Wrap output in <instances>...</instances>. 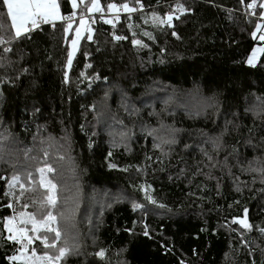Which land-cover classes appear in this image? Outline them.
<instances>
[{"label": "trees", "instance_id": "trees-1", "mask_svg": "<svg viewBox=\"0 0 264 264\" xmlns=\"http://www.w3.org/2000/svg\"><path fill=\"white\" fill-rule=\"evenodd\" d=\"M263 1L99 0L92 39L82 34L69 66L83 5L67 34L61 20L16 38L0 0V264H14L18 248L6 219L41 214L45 165L73 168L111 203L93 222L94 245L58 264H264V164L254 159L264 160V53L247 64L264 47L251 35L264 28ZM57 3L71 13L69 0ZM109 3L137 10L110 15ZM170 12L171 28L153 23ZM38 242V252L55 250Z\"/></svg>", "mask_w": 264, "mask_h": 264}, {"label": "snow or ice", "instance_id": "snow-or-ice-1", "mask_svg": "<svg viewBox=\"0 0 264 264\" xmlns=\"http://www.w3.org/2000/svg\"><path fill=\"white\" fill-rule=\"evenodd\" d=\"M69 3L72 8L69 15H61L60 5L57 3V0H2V8L6 10V17L10 21V27L13 30L15 37L19 38L22 34H25L34 28H38L42 24H52L54 26V23L57 20L67 22V26L64 27V32L67 34L72 28L73 21L77 17V9L83 5L79 11V26L76 28V38L72 41V47L73 50H75L83 32L88 33L87 38L89 40L92 39V29L89 25L90 16L88 14L103 13V9L99 0H90V3H88L87 0H69ZM136 3L139 4L140 0H136ZM241 3H243V0H241ZM255 6L256 0H253L251 4L247 5L248 8H253ZM140 7L142 9L143 5L141 4ZM259 7L264 9V3L259 4ZM107 8L113 13H119L121 10L127 13H132L137 10L135 7H129L126 3L120 6H117L114 3H109ZM186 11L189 10L184 5H177L174 9V12L181 14ZM175 18L179 19L180 17L176 16ZM261 18L264 19V12L261 13ZM152 19L154 24H166L169 28L173 26V14L171 12L166 14L164 18L153 13ZM92 22L94 23L95 20H92ZM104 23H112V21L104 20ZM4 27L5 24L0 21V31H3ZM257 32H260L258 37ZM145 35L150 36L149 33H145ZM172 35L176 36L177 34L173 32ZM251 35L254 40L258 38L259 41L264 42V28H262L260 24L256 25V31H253ZM114 39L120 40L123 39V37L115 36ZM3 43H8V41H5L0 37V44ZM132 43L135 45L140 42L133 40ZM11 51V48H4L5 53ZM262 53H264V47L253 48L251 54L247 57V64L251 67H255L257 59ZM73 54V51L68 52L69 66L72 63ZM86 67H90V65H86ZM81 75H83V73H81ZM67 81L68 76L67 73H65V82ZM212 142L214 145L217 143L216 140H213ZM254 159L255 162L264 164V160H260L259 158ZM252 164L253 161H249L250 167ZM37 171L40 173V186L45 190L44 198L40 201V207L42 209L41 214L37 216L34 213H20L18 221L14 217H9L8 222L5 224V227L10 234L7 239L20 245L17 249L18 254L7 258L10 262H14V264H57L62 257L69 254L71 251L67 241H65L64 247L57 248V242L62 236L58 224L60 220H63L66 226H74L75 216L79 210V186H73L75 188L74 192L72 191V188L65 186V191L69 192V195L64 198L63 205H61L59 203L57 183L52 179H49L46 175V173H53L55 170L51 166L45 165V167L38 168ZM259 171L264 172V168H260ZM27 175L31 177L32 173L29 172ZM19 182L20 176L13 175L9 182V188L14 187ZM20 186L21 188L24 187L23 184ZM145 198L150 203L156 204V201L151 195L146 193ZM8 206L11 207V205ZM25 207H27V205H25ZM133 207L138 208L141 207V205L134 204ZM157 207L164 208L165 205L158 204ZM247 211L248 209L245 208V214H247ZM234 222L238 223L245 229H251L252 227L247 219L234 218ZM260 231L264 234V229H260ZM49 234L54 235L50 238ZM144 235H148L146 228ZM37 241H39V244L42 245L44 249H55L58 254H50L48 251L38 254L37 249L34 246ZM103 254V251L97 253V255L101 257Z\"/></svg>", "mask_w": 264, "mask_h": 264}, {"label": "rangeland", "instance_id": "rangeland-1", "mask_svg": "<svg viewBox=\"0 0 264 264\" xmlns=\"http://www.w3.org/2000/svg\"><path fill=\"white\" fill-rule=\"evenodd\" d=\"M263 3H264V1H263ZM263 12H264V9H263ZM94 14H96V13H91L88 15L90 17H92V16H94ZM109 14L114 15L113 12H110ZM58 21H61V20H57L55 22H58ZM78 26H79V18L77 19L76 28ZM76 28H75L73 35H72V38L69 42V51H73L74 53L76 52L77 47H78V44H77L75 50H73V47H72V41H73V39L76 38ZM82 34L80 36V39L82 37ZM22 35H24V34H22ZM80 39H79V41H80ZM79 41H78V43H79ZM256 47H262V46L257 45ZM156 101H159V103H160L159 106L161 107V99L159 98ZM52 168L55 170L52 174L55 175V177H56L55 183H57V186H58L59 203L61 205H63L64 198L69 195V192L65 191V186L72 188L73 192L75 191V188L73 186L74 185L79 186V210L75 216L74 226L68 227V226H66V224L64 223L63 220L59 221L58 226L62 230V236H61V239L57 242L58 247H64L65 241H67L68 246L71 248V251L69 254H67L65 256L72 255L73 253H76V254L79 253L82 255L84 253V251L89 250L94 245L93 242H91V240L89 238V233H92L94 231V225L95 224L93 222L97 219V217H99L101 215V213L107 207L110 206L111 203L107 202L108 200H105V201H103V203H101V200L99 199L98 193L96 191H93L91 189L83 187L80 180L76 176H74V174H73L74 169L73 168L69 169V172H66V174H63L62 168H58L56 166L52 167ZM19 169L25 170V166L23 164L22 165L20 164ZM38 184L40 186V177L38 178ZM35 189H36V187H33L29 191V193L36 194V192H34ZM117 200L118 199L116 198L113 200V202H115ZM20 213H33V212L28 211L26 208H21L16 213L12 214L10 217H14L18 221L20 218V215H19ZM7 222H8V218L6 219L5 224ZM29 227H30V225H29ZM241 229H243L245 231L250 230V229H245L243 227H241ZM5 230H6L7 237H8L10 234L8 233L6 227H5ZM17 246H18V248L20 247L19 244H17ZM34 246H36V245H34ZM43 252L44 251H40V252L37 251L38 254H42ZM49 253L50 254H58V252L56 250H51V251H49ZM17 254L18 253L16 251L14 255H17ZM62 258L57 262V264L62 261Z\"/></svg>", "mask_w": 264, "mask_h": 264}, {"label": "built area", "instance_id": "built-area-1", "mask_svg": "<svg viewBox=\"0 0 264 264\" xmlns=\"http://www.w3.org/2000/svg\"><path fill=\"white\" fill-rule=\"evenodd\" d=\"M113 23V22H112Z\"/></svg>", "mask_w": 264, "mask_h": 264}]
</instances>
